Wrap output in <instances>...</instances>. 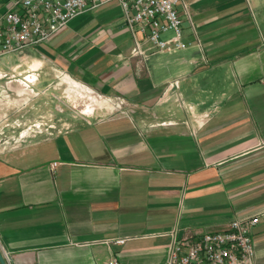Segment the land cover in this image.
I'll list each match as a JSON object with an SVG mask.
<instances>
[{
	"label": "crops",
	"instance_id": "crops-1",
	"mask_svg": "<svg viewBox=\"0 0 264 264\" xmlns=\"http://www.w3.org/2000/svg\"><path fill=\"white\" fill-rule=\"evenodd\" d=\"M15 1L0 0V15ZM177 9L189 44L176 51L147 49L113 1L0 57V123L52 75L82 84L93 103L71 128L0 149L8 264H164L172 233L196 238L254 215L264 264V0ZM136 40L143 61L131 56ZM109 102L124 112L100 114Z\"/></svg>",
	"mask_w": 264,
	"mask_h": 264
},
{
	"label": "built area",
	"instance_id": "built-area-1",
	"mask_svg": "<svg viewBox=\"0 0 264 264\" xmlns=\"http://www.w3.org/2000/svg\"><path fill=\"white\" fill-rule=\"evenodd\" d=\"M113 1L120 4L129 27L143 34L147 49L172 52L189 44L182 41V18L177 9L180 0H17L13 9L0 15V57L47 41L78 14ZM167 32H172L171 37H163ZM146 52L143 43L136 40L131 56L143 61ZM121 104L118 101V106ZM258 221L257 215L235 218L224 231L196 238H178L174 232L164 264H255L251 230ZM107 264L121 262L111 258Z\"/></svg>",
	"mask_w": 264,
	"mask_h": 264
},
{
	"label": "rangeland",
	"instance_id": "rangeland-1",
	"mask_svg": "<svg viewBox=\"0 0 264 264\" xmlns=\"http://www.w3.org/2000/svg\"><path fill=\"white\" fill-rule=\"evenodd\" d=\"M62 76L63 74L52 75L43 82L47 85L45 90L28 99L24 96L27 100L21 101L23 104L18 107L17 112H13V117L10 116V108L4 111V118L0 123V149L25 147L39 137L48 135V132L71 128L82 119L85 112L80 108L87 105L90 108L91 101L80 96L82 92L76 93L77 88L66 83ZM8 78L10 76L4 77L2 81ZM11 97L17 96L12 94ZM98 112L115 115L123 113L124 108L109 102L107 105L104 103Z\"/></svg>",
	"mask_w": 264,
	"mask_h": 264
},
{
	"label": "bare ground",
	"instance_id": "bare-ground-1",
	"mask_svg": "<svg viewBox=\"0 0 264 264\" xmlns=\"http://www.w3.org/2000/svg\"><path fill=\"white\" fill-rule=\"evenodd\" d=\"M63 80L66 82V83H70V84H72L73 85V87H75V88H77V90H76V93H78V92H82V94L80 95V96H82L83 98L85 97V98H87V99H90V98H92L91 97V95H90V92H89V90H87L82 84H80L79 82H77V81H75L74 79H72L71 77H69V76H64L63 77ZM78 91V92H77ZM79 96V97H80ZM81 97V98H82ZM82 98V99H83ZM92 105H93V103H92ZM92 105H91V107L89 108V106L87 105V106H84V107H82V108H80L81 110H83V111H86V110H90V109H92Z\"/></svg>",
	"mask_w": 264,
	"mask_h": 264
},
{
	"label": "water",
	"instance_id": "water-1",
	"mask_svg": "<svg viewBox=\"0 0 264 264\" xmlns=\"http://www.w3.org/2000/svg\"><path fill=\"white\" fill-rule=\"evenodd\" d=\"M0 263L1 264H8L1 249H0Z\"/></svg>",
	"mask_w": 264,
	"mask_h": 264
}]
</instances>
